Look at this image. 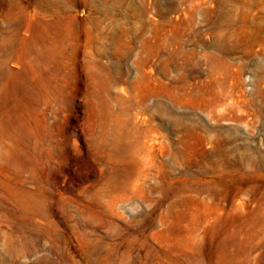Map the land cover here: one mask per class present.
<instances>
[{
  "label": "rangeland",
  "instance_id": "rangeland-1",
  "mask_svg": "<svg viewBox=\"0 0 264 264\" xmlns=\"http://www.w3.org/2000/svg\"><path fill=\"white\" fill-rule=\"evenodd\" d=\"M0 264H264V0H0Z\"/></svg>",
  "mask_w": 264,
  "mask_h": 264
},
{
  "label": "bare ground",
  "instance_id": "bare-ground-1",
  "mask_svg": "<svg viewBox=\"0 0 264 264\" xmlns=\"http://www.w3.org/2000/svg\"><path fill=\"white\" fill-rule=\"evenodd\" d=\"M5 42H6V41H5ZM3 45H5V44L3 43ZM21 56H22V54H21ZM39 58L41 59L42 57H39ZM39 58H38V59H39ZM44 58H45V57H44ZM104 133H105L104 131H101V134H102V135H105ZM45 174H46V173H45Z\"/></svg>",
  "mask_w": 264,
  "mask_h": 264
}]
</instances>
